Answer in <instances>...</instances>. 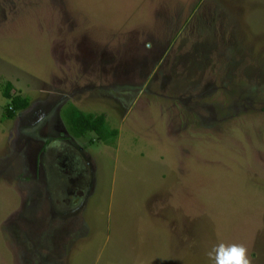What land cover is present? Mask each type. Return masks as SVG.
Wrapping results in <instances>:
<instances>
[{"label":"rangeland","instance_id":"rangeland-1","mask_svg":"<svg viewBox=\"0 0 264 264\" xmlns=\"http://www.w3.org/2000/svg\"><path fill=\"white\" fill-rule=\"evenodd\" d=\"M74 107L116 139L74 137ZM220 241L264 264V0H0V264H211Z\"/></svg>","mask_w":264,"mask_h":264},{"label":"trees","instance_id":"trees-1","mask_svg":"<svg viewBox=\"0 0 264 264\" xmlns=\"http://www.w3.org/2000/svg\"><path fill=\"white\" fill-rule=\"evenodd\" d=\"M13 85L7 83L3 95L5 98L11 101L10 108L6 111V117L9 119H14L17 111L25 110L29 107V98H24L21 95H15L12 93ZM65 116H67V125H69L73 136L76 138H81L87 133H96L99 139L109 144L111 141L115 140L118 135V130H110L107 124V118L104 114L95 115L87 114L83 111L76 109L75 107L70 110L65 111Z\"/></svg>","mask_w":264,"mask_h":264},{"label":"clouds","instance_id":"clouds-1","mask_svg":"<svg viewBox=\"0 0 264 264\" xmlns=\"http://www.w3.org/2000/svg\"><path fill=\"white\" fill-rule=\"evenodd\" d=\"M211 264H253L248 247L243 243L220 241L206 253Z\"/></svg>","mask_w":264,"mask_h":264},{"label":"flooded vegetation","instance_id":"flooded-vegetation-1","mask_svg":"<svg viewBox=\"0 0 264 264\" xmlns=\"http://www.w3.org/2000/svg\"><path fill=\"white\" fill-rule=\"evenodd\" d=\"M51 124H61V122H59V121H57V120H55L53 123H51ZM73 138V137H72ZM47 139V141H45V143L47 144V145H49V146H51L54 142H53V140L51 139V138H46ZM74 139V138H73ZM45 149H47V151H48V148H45ZM46 154H47V152L45 151V154H43L42 156L43 157H46Z\"/></svg>","mask_w":264,"mask_h":264},{"label":"crops","instance_id":"crops-1","mask_svg":"<svg viewBox=\"0 0 264 264\" xmlns=\"http://www.w3.org/2000/svg\"><path fill=\"white\" fill-rule=\"evenodd\" d=\"M61 124H65V122L63 120H61Z\"/></svg>","mask_w":264,"mask_h":264}]
</instances>
